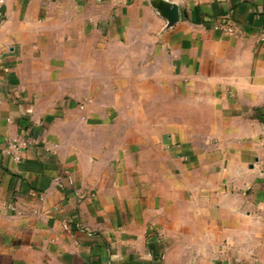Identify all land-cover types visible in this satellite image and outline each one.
<instances>
[{
  "label": "crops",
  "instance_id": "crops-1",
  "mask_svg": "<svg viewBox=\"0 0 264 264\" xmlns=\"http://www.w3.org/2000/svg\"><path fill=\"white\" fill-rule=\"evenodd\" d=\"M0 264H264V0H6Z\"/></svg>",
  "mask_w": 264,
  "mask_h": 264
},
{
  "label": "built area",
  "instance_id": "built-area-1",
  "mask_svg": "<svg viewBox=\"0 0 264 264\" xmlns=\"http://www.w3.org/2000/svg\"><path fill=\"white\" fill-rule=\"evenodd\" d=\"M6 3V0H0V8ZM214 28L217 30H221L222 32L230 35L236 36L237 35V28L233 23L229 21L228 18L222 17L220 21L216 22ZM92 101L88 100L86 104H90ZM86 104L80 105V109L83 110ZM28 146V142L26 141H19V140H10L9 147L6 151L8 155L14 156L16 160H19V152ZM15 210V208H13Z\"/></svg>",
  "mask_w": 264,
  "mask_h": 264
},
{
  "label": "water",
  "instance_id": "water-1",
  "mask_svg": "<svg viewBox=\"0 0 264 264\" xmlns=\"http://www.w3.org/2000/svg\"><path fill=\"white\" fill-rule=\"evenodd\" d=\"M173 9H174V12H173V14L171 15V21H172V22L178 20V11H177V8H173Z\"/></svg>",
  "mask_w": 264,
  "mask_h": 264
},
{
  "label": "rangeland",
  "instance_id": "rangeland-1",
  "mask_svg": "<svg viewBox=\"0 0 264 264\" xmlns=\"http://www.w3.org/2000/svg\"><path fill=\"white\" fill-rule=\"evenodd\" d=\"M90 100V99H89ZM84 104V103H83Z\"/></svg>",
  "mask_w": 264,
  "mask_h": 264
}]
</instances>
